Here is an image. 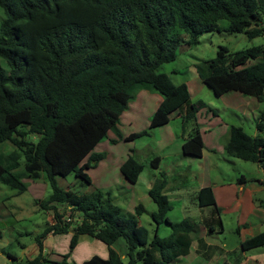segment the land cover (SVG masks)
<instances>
[{"label":"trees","instance_id":"16d2710c","mask_svg":"<svg viewBox=\"0 0 264 264\" xmlns=\"http://www.w3.org/2000/svg\"><path fill=\"white\" fill-rule=\"evenodd\" d=\"M0 8L5 14L0 24V59L7 66L0 67V145L10 141L16 147L0 149V183L22 193L28 189L25 178L38 179L46 173L52 193L41 205L54 212V221L37 240L39 254L18 260L4 251L12 264H69L66 255L61 260L45 257L42 239L50 232H68L72 226L71 248L80 235L87 234L109 249L107 258L94 255L80 264H123L113 247L121 237L128 246L129 264L179 262L195 240L197 251L205 256L221 254V246L208 244L200 235V224L187 218L170 220L173 205L165 193L168 180L163 171L149 190L158 207L151 215L158 226L166 223L172 232L161 237L157 227L149 243L139 234L138 216L146 211L144 204L126 216L110 192L97 188L79 193L61 187L57 177L73 173L84 184H92L88 170L106 157L105 152L94 151L96 146L111 130L118 132L122 113L141 88L160 93L163 100L149 129L125 139L149 135L178 111L186 136L183 156L202 158L205 143L198 114L214 110L202 99L193 100L187 83H174L161 69L177 59L185 34L190 43L205 32L264 35V0H0ZM195 67L218 97L237 91L264 101V44L232 53L221 46L216 57L202 59ZM258 127L263 131V124ZM30 134H37L38 141H29ZM224 149L231 157L261 163L264 136L232 125ZM159 163V156L150 161L155 169ZM143 170L134 155L121 166L133 184ZM240 180L245 177L241 175ZM197 201L200 207H212L203 221L208 232H215V225L222 231V209L213 187H201ZM58 204L70 210L71 220L58 212ZM77 213L82 218L75 224ZM263 245L264 230L242 241L241 248L249 251Z\"/></svg>","mask_w":264,"mask_h":264},{"label":"rangeland","instance_id":"374dc122","mask_svg":"<svg viewBox=\"0 0 264 264\" xmlns=\"http://www.w3.org/2000/svg\"><path fill=\"white\" fill-rule=\"evenodd\" d=\"M4 18V11L0 8V24ZM189 39L190 36L185 34L186 41L179 47L177 59L164 64L161 71L168 73L176 84L186 81L190 85L192 99L204 100L212 106L216 114L210 112L207 115L205 111L199 114L198 121L206 141L205 157L187 158L183 167L173 165L171 171L168 172L165 193L173 205L168 216L171 221L187 218L197 222L201 226L200 235L205 237L207 243L219 245L224 250L221 254L214 252L212 256L207 257L197 251L198 244L195 240L189 255L171 264H264V245L249 251H243L241 248L242 241L264 230V161L258 163L234 158L229 156L224 149L232 125L242 126L251 135L264 136V127L263 131H260L258 127L259 124L264 126V101H258L254 96L244 95L237 91H231L223 98H219L206 84L202 88L199 87L198 83L201 80L195 67L196 62L202 59L216 57L221 46H226L232 53L264 44V35L250 38L244 32L215 31L205 32L191 43L188 42ZM0 67L7 68L1 59ZM175 69L178 70L177 73H174ZM168 130L169 134L165 130H160V132L151 130L149 135L138 137L131 140L132 142H122L120 147L134 149L135 156L144 165V170L139 181L131 187L116 183L120 177L119 173H113L110 176L106 174L105 182L111 178L109 181L112 184L106 189H101L111 193L113 202L122 208L126 216L135 212L131 205L134 200L136 206L142 203L148 208L138 216L140 238L145 243L153 239L157 227L161 237H167L172 232L169 225L163 223L158 226L152 218L150 212L154 204L149 197V188L161 177V171L150 164L153 154H161L160 147L165 140L173 139L170 149L174 148L179 141L176 135L171 136L174 132L172 128ZM27 139L37 142L39 136L30 134ZM15 148L10 141L0 145V149L4 151H12ZM116 149L119 150V148ZM94 151L99 152V149L95 148ZM105 167L104 164L99 168H90V173L89 170L88 173L91 178L101 180L99 176L104 173ZM241 175L245 177V181L240 180ZM24 180L27 182L28 189L22 193L0 183V229L3 232V239L0 242V264L14 262L5 252H10L18 260L35 257L36 252H39L38 238L45 233L47 225L54 221V212L42 208L41 205V202L52 193V185L46 173H42L38 179L25 178ZM57 182L61 187L79 193H88L97 189L96 183L84 184L73 173L67 177L58 176ZM238 182L242 189L244 188L239 196L242 201L241 205L239 207L234 205L231 209L222 211V231L219 225H215L216 231L208 232L209 229L204 226L203 221L204 217L210 216L212 207H199L197 201L199 188L205 184L216 186V195L220 200V185L233 183L236 186ZM58 212L64 215V219L70 216V210L63 204H58ZM81 218V213H77L73 218L74 223L80 222ZM73 228L74 226L65 233L46 235L43 238L44 247L47 250L44 256L51 257V260H61L66 255L69 264H80L82 260H87L93 252L99 253L106 249L107 256L104 258L108 257V246L104 242L95 238V242L91 243L93 238L85 235L79 236L74 248H71ZM113 247L121 254L123 264H129L125 238H119ZM206 251L208 249H204L203 252ZM137 264L145 263L139 260Z\"/></svg>","mask_w":264,"mask_h":264},{"label":"crops","instance_id":"0c3cea01","mask_svg":"<svg viewBox=\"0 0 264 264\" xmlns=\"http://www.w3.org/2000/svg\"><path fill=\"white\" fill-rule=\"evenodd\" d=\"M177 72H178V70L175 69L174 73H177ZM182 82L187 83L186 81H181L180 83H182ZM198 84H199L200 88H202V86L205 85L202 80L199 81ZM187 85H188L189 90H190V85L188 83H187ZM224 95H222L219 98H223ZM191 98H192V95H191ZM162 100H163L162 95L156 91H152V90H149L146 88H141L137 91L136 98L129 103L128 109H126L121 115L120 121L117 124L118 132H116L115 130H111L109 132L108 137L105 138L104 140H102L101 142H99V144L96 146V149L97 150L99 149V152H106L107 153L106 157L103 160H101L98 163V165L95 167V168H99L100 166H104V164L106 166L104 168V173L102 174L103 176L102 175L99 176V179H101V180H95L92 177L93 183H96L95 184L96 188L106 189V187H108V185L110 186V184H112V182H110L109 179H111V178H108L107 181L105 182V176H106V174H109V176H110L113 173H115V174L119 173L120 174V177L116 180V183H118L122 186H125V187L126 186L131 187V185L133 183L129 182L125 178V176L121 172V166L128 159V157L130 155L135 156V153H134V151L133 152L131 151V148L127 149V147H124V148L120 147V144L122 142L126 143L127 140L125 138L127 136L131 135L132 133H139V132H142V131L149 129L150 123H151V118H152L153 114L155 113V111L157 110L160 103L162 102ZM204 111H205V113L207 112V115H208V113L213 112L212 110L204 109L199 114H201ZM199 114H198V120H199ZM214 114H216V113H214ZM170 127L172 128V131H174V132H172L171 136L174 137L176 135L177 138L179 139V141L177 142V144L175 145L174 148L170 149L172 142H173V139L165 140V143L162 145V147H160L161 154H156V155L153 154V157H152V158H154L155 156L160 157L159 167L156 169L165 172L167 174V177L169 176L168 172L171 171V167H173V165L178 166V167H183L188 160L187 157H184L183 153H182V145L185 141L186 136L182 130V119H181V113L180 112H178V111L173 112L171 114L170 121L166 125L161 126V127H157L153 130H156L155 132H160V130H165V132L167 134H169L170 131L168 130V128H170ZM211 130L212 129L209 127V131H211ZM201 132H202V136H203L205 147H206V141H205V137H204L202 129H201ZM120 134L122 136H120ZM114 140H116V141H114ZM102 147H104V149H102ZM116 148H119V150H117ZM204 157H205V148H204L202 158H204ZM89 173H90V170H89ZM140 176H141V174H140ZM140 176H139V178H140ZM138 181H139V179H138ZM167 183H168V181H167ZM207 185H210V184H205L204 186H207ZM212 187H213V190L215 193L217 204L221 207L222 211L224 209H231V207H233L234 205H236L238 207L241 205L242 201L240 200L239 196H240V194H242L244 188L242 189V186L239 182H238V185H236V186H234L233 183L221 184L219 187L220 188V190H219L220 191V200H219L218 196L216 195L217 194L216 193V186H212ZM151 188H149V190ZM152 204H154L153 209L151 210V212L148 210V212H150L151 214L154 211H157V209H158L157 204L154 201L152 202ZM131 205H132V208L135 209L136 201L134 200ZM206 207H209V206H206ZM145 208H146V210L148 209L147 207H145ZM201 208H203V207H201ZM221 214H222V212H221ZM204 219H205V217H204ZM51 234H54V233L50 232L47 235H51ZM83 235L90 237V238H93L91 243L95 242L94 237L87 235V234H83ZM80 236H82V235H80ZM42 244H43L42 253L44 255L47 252L46 248L44 247V239H42ZM38 250L40 252L39 245H38ZM39 252L37 251L36 255H38ZM99 254H100V256L106 257L107 256L106 249L101 250V252H99V253L93 252V254H91L88 257V259L94 255H99ZM108 254H109V249H108ZM48 258L50 259L51 257L48 256ZM84 261L85 260H82L80 263H82Z\"/></svg>","mask_w":264,"mask_h":264},{"label":"built area","instance_id":"2783aa9c","mask_svg":"<svg viewBox=\"0 0 264 264\" xmlns=\"http://www.w3.org/2000/svg\"><path fill=\"white\" fill-rule=\"evenodd\" d=\"M262 26H264V23L262 24ZM67 221L71 220V217L68 216V218L66 219Z\"/></svg>","mask_w":264,"mask_h":264}]
</instances>
